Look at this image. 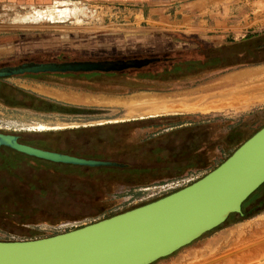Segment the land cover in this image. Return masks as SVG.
I'll return each instance as SVG.
<instances>
[{
	"label": "rangeland",
	"instance_id": "1",
	"mask_svg": "<svg viewBox=\"0 0 264 264\" xmlns=\"http://www.w3.org/2000/svg\"><path fill=\"white\" fill-rule=\"evenodd\" d=\"M62 9L65 15L53 21L43 18L28 25L1 26L0 33L7 36L0 35L1 43H12L29 53L0 67L27 61L47 63L48 55L43 62L36 54L57 50L72 52L69 58L53 60L57 63L132 61L194 48L199 39L210 46L231 45L264 33V0H72L40 11L54 16ZM214 21L226 26L209 29ZM231 71L232 66L136 82L116 72H46L37 75L39 80L17 77L26 84L35 82L34 90L51 98L114 112L71 124V128L76 126L73 131L45 133L31 131L30 119L14 115L12 120H0L2 134L23 142L43 139L47 142L44 149L80 153L99 161H124L131 168L158 165L153 159H142V154L154 147L186 157V151L193 149L202 157L192 158V167L180 178L157 179L75 165L37 171L22 165L13 171L20 160L0 147V186H5L0 187V241L47 237L96 222L154 201L212 170L232 152L236 140L248 138L264 124V112L254 115L232 141V126L241 125V121L215 108L195 105L198 99L220 95L219 90L214 92L215 85ZM187 116L190 118L184 120ZM171 117L178 119H167ZM180 123L184 125L176 126ZM193 126L200 130L187 133L186 128ZM228 133L231 136L226 139ZM130 150L140 154L132 159ZM29 183L38 189L43 186L47 192L39 197L38 191H30Z\"/></svg>",
	"mask_w": 264,
	"mask_h": 264
},
{
	"label": "water",
	"instance_id": "2",
	"mask_svg": "<svg viewBox=\"0 0 264 264\" xmlns=\"http://www.w3.org/2000/svg\"><path fill=\"white\" fill-rule=\"evenodd\" d=\"M148 60L23 64L24 73L119 72ZM0 147L33 158L84 167H115L20 144L0 133ZM264 182V125L202 177L154 201L52 236L0 241V264H151L220 225Z\"/></svg>",
	"mask_w": 264,
	"mask_h": 264
},
{
	"label": "crops",
	"instance_id": "3",
	"mask_svg": "<svg viewBox=\"0 0 264 264\" xmlns=\"http://www.w3.org/2000/svg\"><path fill=\"white\" fill-rule=\"evenodd\" d=\"M70 1L72 0H0V27L3 25L33 24L43 20V18L51 21L60 19V17L65 15L63 9L57 11L54 16L52 13L49 14L48 12L40 11V9L50 7L52 4L58 5ZM222 26H226L225 22L214 21L209 29ZM190 32L197 33L196 31ZM0 35H4V38L7 37L5 36L6 32H2ZM200 41L205 42L206 40ZM1 42L0 64L12 63L19 57L26 56L29 53V51H24V49H18L17 45L14 48L12 43ZM70 53L72 52L57 50L55 52H43L36 55L42 58L41 60L49 56L50 61L47 63H57L56 61L69 58ZM53 56L58 58L50 59ZM23 64L43 63L27 61L21 65ZM2 68H12V66L3 65L0 69ZM41 74L44 73H24L0 77V120H12L14 115L22 116L23 120L30 119L31 125H28V128L31 131L43 133L51 131L61 132L73 131L71 129H75L76 126L75 128H71L74 127L71 124L77 125L78 122H84L85 119L89 120L95 116H107L109 113L114 112L102 109L90 110L82 106H77V103L74 102L51 98L43 92L34 90L35 82H32L30 85V83L26 84L17 78L24 76L39 80L36 77ZM217 90H219L220 95L206 96L202 100L198 99L195 101V105H202L206 109L215 108L219 112L232 114V118L235 119L234 121H241V125L232 126L233 141L234 134L241 130V128L245 129L246 126L243 127V125H246L245 123L247 121L251 120L254 115L264 112V62L232 67V71L222 78L218 82V85H215L214 92H218ZM218 107L220 108L217 109ZM189 118L187 116V119L184 120H188ZM182 125L184 123L176 126ZM38 126H43V130H37ZM16 140L18 142L17 137ZM244 140H236L235 145L232 147L233 150ZM34 141H40L43 144L47 143L43 139ZM26 142L24 145L33 148L73 156L65 154L64 152L34 147L30 144L28 145L30 141ZM18 143L23 144L21 142ZM76 158L93 160L82 157ZM181 160L182 157H180L179 161ZM180 166H183V162ZM263 184L241 203L239 213L230 214L217 227L205 232L168 256L155 260L151 264H264Z\"/></svg>",
	"mask_w": 264,
	"mask_h": 264
},
{
	"label": "trees",
	"instance_id": "4",
	"mask_svg": "<svg viewBox=\"0 0 264 264\" xmlns=\"http://www.w3.org/2000/svg\"><path fill=\"white\" fill-rule=\"evenodd\" d=\"M193 44L195 45L194 48L161 52V53L148 55L147 58L136 59V60H148V62L138 69H127L116 73L130 77L135 82L137 80L163 81V80H168L175 76H182L188 74L189 72H200L210 69L216 71V70L226 69L231 66L234 67L238 65L256 64V63L264 62V33L256 35L253 38H248L240 42L232 43L231 45L210 46V45H206L205 43L199 40L194 41ZM202 55L205 56L201 57ZM57 58L58 57L53 56V58L50 59H57ZM167 119H178V118L171 117ZM186 130L187 133H191L200 130V127L193 126L192 128H186ZM168 136H172V135H168ZM230 136L231 134L228 133L226 134L225 138L229 139ZM158 140H160L161 142L162 140H164V138H159ZM18 142L25 144V142L23 141L18 140ZM150 143L152 144L153 142ZM29 144L31 146L44 149L43 142L32 141L29 142L28 145ZM154 148H151L150 150H147L144 154H142V159L145 160L153 159L157 161L158 165L156 166L144 167V168H131L124 161H123L124 163L123 162L116 163L114 161L113 163H116L121 166L94 167V168L102 169L104 171H110V169H114L120 171L121 173H123V171H126L127 173H130L136 177L141 175H148L150 177H154L157 179H161V178L175 179L180 177L183 174L182 173L183 171L189 170L192 167V164H190L192 158L198 159L202 157V155L199 152H196V150L193 149L188 150L186 152L187 154L189 153L188 154L189 156L186 157V154L181 156L178 152L174 150L167 152V150L161 147H159V149L157 150H154ZM2 151H5L4 152L5 154L13 155L15 159L20 160L19 162H17L16 166L12 169L13 171L22 169V165L26 166L28 169H32L33 171H37L43 168L57 167V166H61L64 168H68L69 166H72L69 164L53 163V162L33 158L21 153H17L5 147H3ZM64 153L76 157L97 160L94 157L92 158L89 156H83L80 153H73V152L69 153V151H64ZM139 154L140 153L137 150H130L128 156L134 159L138 157ZM180 157H182L181 161H179ZM182 162L187 163V166H185L184 164L183 166H180ZM31 163H34V165H31ZM77 167H79L80 169H90L89 167H84V166H77ZM12 170L10 169V172ZM32 180L34 179L32 178ZM39 182L44 184V182L41 181ZM27 184L28 182L26 183V185ZM29 184L30 187L33 188V190L30 191H36V192L38 191L41 194L38 195L39 197H42V194L47 192V190H45L43 186L42 188L38 189L32 183ZM38 185L40 184L38 183ZM47 186L49 187L51 186V184L48 183ZM2 188H5V186H3ZM2 191H4V189H2Z\"/></svg>",
	"mask_w": 264,
	"mask_h": 264
},
{
	"label": "bare ground",
	"instance_id": "5",
	"mask_svg": "<svg viewBox=\"0 0 264 264\" xmlns=\"http://www.w3.org/2000/svg\"><path fill=\"white\" fill-rule=\"evenodd\" d=\"M124 105H126V104H124ZM149 105H150L149 107H152V106H151V103H149ZM124 107H126V106H124ZM125 110H126V109H125Z\"/></svg>",
	"mask_w": 264,
	"mask_h": 264
}]
</instances>
